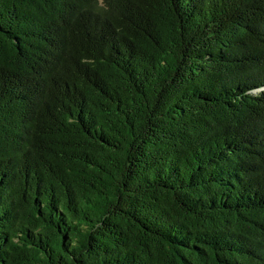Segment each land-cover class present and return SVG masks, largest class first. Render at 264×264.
<instances>
[{
	"label": "trees",
	"instance_id": "trees-1",
	"mask_svg": "<svg viewBox=\"0 0 264 264\" xmlns=\"http://www.w3.org/2000/svg\"><path fill=\"white\" fill-rule=\"evenodd\" d=\"M0 264H264V0H0Z\"/></svg>",
	"mask_w": 264,
	"mask_h": 264
}]
</instances>
